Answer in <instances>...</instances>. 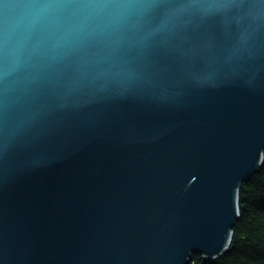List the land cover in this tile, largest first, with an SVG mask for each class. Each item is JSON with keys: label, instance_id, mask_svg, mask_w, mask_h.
Segmentation results:
<instances>
[{"label": "water", "instance_id": "1", "mask_svg": "<svg viewBox=\"0 0 264 264\" xmlns=\"http://www.w3.org/2000/svg\"><path fill=\"white\" fill-rule=\"evenodd\" d=\"M264 164V0H0V264L227 254Z\"/></svg>", "mask_w": 264, "mask_h": 264}, {"label": "trees", "instance_id": "2", "mask_svg": "<svg viewBox=\"0 0 264 264\" xmlns=\"http://www.w3.org/2000/svg\"><path fill=\"white\" fill-rule=\"evenodd\" d=\"M230 250L216 262L193 257L192 264H264V164L240 190V219Z\"/></svg>", "mask_w": 264, "mask_h": 264}]
</instances>
